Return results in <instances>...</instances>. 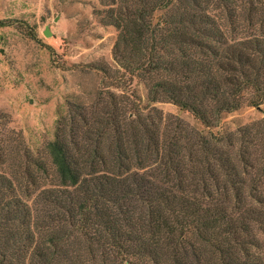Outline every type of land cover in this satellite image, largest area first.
I'll list each match as a JSON object with an SVG mask.
<instances>
[{"label": "trees", "instance_id": "trees-1", "mask_svg": "<svg viewBox=\"0 0 264 264\" xmlns=\"http://www.w3.org/2000/svg\"><path fill=\"white\" fill-rule=\"evenodd\" d=\"M99 2L118 84L138 75L207 128L262 104L264 0ZM110 87L69 103L50 167L0 132V264H264V118L203 134Z\"/></svg>", "mask_w": 264, "mask_h": 264}, {"label": "rangeland", "instance_id": "rangeland-1", "mask_svg": "<svg viewBox=\"0 0 264 264\" xmlns=\"http://www.w3.org/2000/svg\"><path fill=\"white\" fill-rule=\"evenodd\" d=\"M102 11L99 0H0V132L10 140L9 149L28 150L50 167L46 148L69 103L90 107L105 86L118 94L126 90L142 110L176 115L203 134H224L264 118V100L260 105L247 100L223 114L218 127L207 128L172 102L151 104L148 86L138 75H127L125 87L118 84L121 75L113 57L118 33L102 21ZM162 15L156 12L155 23ZM0 167L9 170L11 164ZM40 181L28 191L18 190L31 206L44 185Z\"/></svg>", "mask_w": 264, "mask_h": 264}, {"label": "water", "instance_id": "water-1", "mask_svg": "<svg viewBox=\"0 0 264 264\" xmlns=\"http://www.w3.org/2000/svg\"><path fill=\"white\" fill-rule=\"evenodd\" d=\"M46 35L50 36L51 35L50 31H46Z\"/></svg>", "mask_w": 264, "mask_h": 264}]
</instances>
